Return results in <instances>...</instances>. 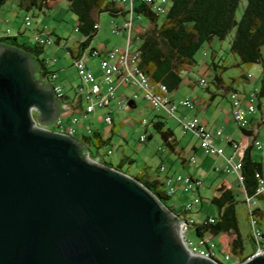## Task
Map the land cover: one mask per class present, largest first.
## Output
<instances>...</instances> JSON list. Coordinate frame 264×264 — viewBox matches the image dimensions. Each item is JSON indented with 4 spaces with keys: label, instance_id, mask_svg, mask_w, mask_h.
Returning <instances> with one entry per match:
<instances>
[{
    "label": "water",
    "instance_id": "water-1",
    "mask_svg": "<svg viewBox=\"0 0 264 264\" xmlns=\"http://www.w3.org/2000/svg\"><path fill=\"white\" fill-rule=\"evenodd\" d=\"M60 104L36 58L0 43V264H221L190 253L186 219L140 181L48 129Z\"/></svg>",
    "mask_w": 264,
    "mask_h": 264
},
{
    "label": "trees",
    "instance_id": "trees-1",
    "mask_svg": "<svg viewBox=\"0 0 264 264\" xmlns=\"http://www.w3.org/2000/svg\"><path fill=\"white\" fill-rule=\"evenodd\" d=\"M8 0H0V8ZM52 0H19L17 6L19 9L29 12L30 10L42 11L49 8ZM70 10L76 15V31L83 36V40L76 41L72 47L66 48L71 58L74 60L82 51L87 49L97 34L99 27L98 16L100 13H107L111 17L126 15L128 12L117 2V0H67ZM240 0H167V10L164 13H158L154 10L151 3H145L143 0H133V11L138 15L145 16L149 25L137 36L139 39L138 66L154 84L163 83L167 86L169 92L175 90L182 81L181 71L186 65L196 63L195 53L205 42H211L214 38L224 39L232 30L234 35L230 41V50L238 56L242 64L251 65L260 63L262 66V79L260 87L254 92V98L264 96V59L261 53V46L264 44V0H246V5L240 19H236L235 13ZM23 34L24 32H18ZM44 33L46 37L52 40V44L60 45L61 38L55 36L53 32L37 30V35L33 42H19L17 35L10 36L7 31L0 30V43L19 47L29 52L36 58V74L43 81H50L54 70L49 69L50 62L46 58H41L45 45L39 43L38 36ZM91 48L89 51H94ZM213 83L216 87L225 82L223 71L225 66L213 63ZM247 72H242L236 77H230L229 88L231 91H238L232 88V84L242 80H248ZM67 97L63 94L60 98L61 104L69 106L71 114H80L83 117V104L80 97H77V104L67 102ZM260 107V105H259ZM166 119V117H163ZM164 119H154L150 125L161 134L163 141L170 151L175 147L173 130L169 127L164 128ZM264 121V119H263ZM64 123L67 122L64 120ZM84 124V123H83ZM85 125V124H84ZM86 126V125H85ZM85 127V133L79 138L86 147L87 153L91 159L104 165L130 168L133 158L122 154L116 165L106 159L110 155L111 138H104L101 132L94 126ZM246 134L248 130L241 129ZM76 137V136H75ZM151 137V134L147 138ZM146 138V140H147ZM145 140V141H146ZM241 175L240 190L242 198L238 199L235 190L226 187L222 182L216 187L215 192L209 199L217 212L212 215L206 214L199 221L188 222L189 228L195 231L198 237L209 234L211 237L218 238L219 252H229L233 256L239 257L241 261L245 260L250 253L246 254L243 235L240 230L238 218V203L246 204V198L255 197L264 199V195H256L257 173H260L262 163L253 160L249 151H246L241 157ZM134 178L140 181L150 191H152L162 202L171 196L167 195L160 175L151 172L148 164L144 163L137 170L130 173ZM201 202V197H200ZM184 205V204H183ZM170 207L173 211L183 216L187 220L191 217L193 210ZM214 217V222H209L208 218ZM246 219L256 218L261 225V219L264 212L258 206L252 210L246 209ZM247 236L254 248V241L248 228ZM253 250V249H252Z\"/></svg>",
    "mask_w": 264,
    "mask_h": 264
},
{
    "label": "rangeland",
    "instance_id": "rangeland-1",
    "mask_svg": "<svg viewBox=\"0 0 264 264\" xmlns=\"http://www.w3.org/2000/svg\"><path fill=\"white\" fill-rule=\"evenodd\" d=\"M18 1L19 0H8L6 4L0 8V30L7 31V29H9L8 34L10 36L17 35L19 42H28L29 35L33 33V31L35 32L37 28H39V31L45 28V30L53 32V39L56 35L59 36L62 40L60 41L61 44L46 46L41 58H46L50 62L49 69L56 71L57 79L55 80V83L62 85V92L74 95L76 87L80 84L81 80L77 74L76 67L73 65V59L64 46L72 47L75 41L83 40V36L75 29L77 19L76 15L70 10L68 1L56 0L53 2L54 5L51 8H45L42 11L30 10L29 12L19 9L17 6ZM245 5L246 0H240L235 13L237 20L242 16ZM25 14L30 17L31 23L29 26L24 22ZM134 17V30L139 25L146 27L149 24L148 19L143 15H139V18H137L136 14H134ZM113 20L116 23H120L123 20V17H111L105 12L99 14L100 29L94 36L89 48H95L101 53L110 46L109 42L115 41L116 38L120 39V43L123 44L121 48L127 47V37L123 34L118 36L111 33V21ZM18 31L24 33L20 34ZM233 35L234 30L222 40L214 38L211 42H205L194 55L196 63L193 65H186L182 69V81L179 87L171 92L170 96H173L176 101L182 98H187L193 101L198 100L200 97L209 98L210 91L216 90L219 92L217 93L216 100L211 106L209 112L202 116L207 117L210 115L211 111L214 110V114L218 116L221 121V123L217 122L219 124L218 126L225 130L224 125L228 123L231 128H233L234 132L241 134V130L237 123L232 119L233 117L231 118L229 115L230 105L227 98L228 95H225L224 92L221 89H218L213 83L214 70L210 66L212 54L213 51H217L219 57H221V61L216 63L225 66L222 75L227 84H229L230 77H236L242 72H247V74L250 75L248 80H242L235 83L238 91L247 94L251 93L253 90L257 91L259 89L262 79V66L260 63L246 65L240 62L238 56L230 50V41ZM43 37H46L44 33ZM64 41H66V45L63 44ZM139 44V39L136 38L132 41L130 49L138 47ZM261 53L264 59V44L261 46ZM97 61L98 57L87 58V63L92 68L93 72L100 77L101 74ZM201 78H204L206 82L205 84L200 83L199 80ZM137 100L138 105L134 109L123 108L114 111L113 124L116 128L114 133H111V128L113 127L112 122L108 123L104 120L105 112L108 109L107 107L96 109L95 113L87 115L88 119L96 116L97 120L94 122V126L97 127L104 138L111 135V144L109 145L111 152L106 159L116 165L122 154L133 158L135 161L129 169L126 167L121 168L122 171L128 174L137 170V168L141 167L144 163L150 166L152 173L160 175L161 178H163L166 173L168 175H186L188 172H195L197 175L194 177L202 182L199 184V193L195 191L183 192L178 189L177 193L173 194L166 200V205L178 209L194 196L199 195L201 197V202L196 204L191 215L199 220L206 214H215L217 209L209 202V199L211 198L212 190L218 182L223 179V175L212 169V165H210V159L212 156L206 155L202 150L198 149L196 154L194 153L195 161L190 160L189 168L185 167V165L180 162L178 156L167 148L161 134L153 127V125H150V121L157 118L164 119L163 117L165 116L164 128L168 126L174 128L177 137L181 139L183 143H187L194 138L196 139L197 136L191 131L184 133L179 123L174 118L168 116L164 111H156L152 109L149 104L141 98H138ZM254 106L258 113H260L261 110L264 111V96L259 98L255 97ZM180 109L181 111H186L187 108L181 107ZM83 120L84 118L81 119L76 129L77 138H80V135L85 133ZM121 121L126 122L121 125ZM53 126L54 122H51L48 125V129L57 131V128ZM262 128L264 131V126ZM142 133L146 134L147 137L149 133L151 134V137L147 138L146 141L141 142L139 141V137ZM257 140H259L263 148L262 150L256 149V153H260L264 150L263 132ZM160 166L164 167V171H160ZM229 175L231 174H228V177H231ZM234 190L237 194V198L241 199L242 193L237 184L235 185ZM256 204L264 212V199H256ZM237 210L240 230L243 235L244 247L246 250L245 252L246 254H249L253 248L252 243L247 236L249 227L247 219L245 218L246 205L241 202L238 203ZM260 226L264 232V217L261 219ZM188 235L194 243L198 242L199 237L195 234L194 230L190 229ZM216 253L224 264H231L234 262L233 260L235 257L225 260L224 253Z\"/></svg>",
    "mask_w": 264,
    "mask_h": 264
},
{
    "label": "built area",
    "instance_id": "built-area-1",
    "mask_svg": "<svg viewBox=\"0 0 264 264\" xmlns=\"http://www.w3.org/2000/svg\"><path fill=\"white\" fill-rule=\"evenodd\" d=\"M145 3H151L153 8L158 13H164L167 10V0H143ZM117 2L128 12L125 15V20L122 25L112 22L111 32L114 34H119L121 30L127 33V47H113L104 52H98V50L89 51L91 48H87L80 53L78 57L73 60V65L76 67L77 74L81 80L80 84L76 87V95L80 97L83 104V117L79 114H71L69 112V106L63 104L65 108L61 111L59 116L56 117L52 122L57 128V131L66 133L70 136L76 135V129L82 118H88L87 115L95 113L96 109L107 107V112L105 113L104 120L106 122H112V112L118 111L123 108H130L133 102H136L138 98L145 100L149 106L156 111H164L168 116L174 118L178 121L182 128V131L186 133L187 131L193 132L198 138V146L206 155H223V148L218 147L215 144V139L222 136V129H217L215 132L210 131L206 128L205 124L200 120L198 116H193L187 120L182 118L180 114V108H193L194 102L189 99H180L179 101H173L170 98V92L167 86L163 83L154 84L150 81L149 77L144 74L140 67L138 66V51H131L129 49L130 44L133 41L132 33L134 31L133 21L134 14L133 11V0H117ZM139 18V15L136 14ZM24 22L27 26L30 25V17L28 15L24 16ZM99 25H95V27ZM144 30L141 27L137 30V34ZM9 29H7V32ZM37 40L39 43L50 46L52 45V40L49 37H43V33L38 36ZM98 57L97 65L100 70V77L97 76L92 68L87 63V58ZM250 76V75H248ZM57 79V74H53L50 82L54 86V91L56 95L61 98L63 95L62 87L60 84L55 83ZM201 84H205L204 78L200 80ZM121 87H131L135 90L130 94H125L119 92ZM254 91V90H253ZM249 94L240 91H230L229 98L231 101V114L235 122L240 129H247L249 125L250 114L256 111L254 106V92ZM68 117L67 124L64 123V118ZM48 128V126H46ZM89 131L88 126H86ZM146 140V134H141L139 141L144 142ZM228 142L230 139L227 138ZM235 150H238L239 144L230 142ZM252 144L258 149L262 148L259 140L253 138ZM191 160L194 161L193 157ZM241 160L232 162L230 159L226 158L225 162L220 166H215L214 170L217 172H222L224 174H234L239 182L242 181L241 175ZM160 171H164V167L160 166ZM257 176V186L256 195H264V168ZM163 182V188L167 195L172 196L177 193L180 189L183 192L195 191L199 188V184L202 182L198 178L191 175H168L166 174L163 178L160 177ZM200 202V196H194L192 199L184 203L183 208L185 210H194L196 204ZM246 209L252 210L257 207L256 198L248 197L246 198ZM186 219V218H185ZM214 217L210 216L208 218L209 222H214ZM199 221L194 217L189 220L186 219L185 224H181V238L190 251L191 254L199 255L202 257H212L224 264L223 261L217 256L216 242L212 239L209 234L202 235L199 237L198 242L194 243L189 238V225L188 222ZM248 227L250 229L251 236L254 241V248L250 252L247 258L259 255L264 252V232L261 226L257 223L256 218H250L248 222ZM233 255L229 252L224 253V259L229 260ZM246 258V259H247ZM231 264H241L238 258H235Z\"/></svg>",
    "mask_w": 264,
    "mask_h": 264
},
{
    "label": "crops",
    "instance_id": "crops-1",
    "mask_svg": "<svg viewBox=\"0 0 264 264\" xmlns=\"http://www.w3.org/2000/svg\"><path fill=\"white\" fill-rule=\"evenodd\" d=\"M54 1H56V0L50 1L49 8H51L54 5L53 4ZM119 16H122L123 17V20L120 23H118V22L116 23V22H114V20L111 21V23L114 22L116 24L122 25V23L125 20V16L124 15H119ZM116 17H118V16H116ZM98 25H99V29H100L99 16H98ZM148 25L146 27H143V26H140L139 25L137 28H135V30L133 32L134 35L132 33L133 40H135L137 38V36H138V34H137L136 31L139 30L141 27H143L145 29V28L148 27ZM38 29L39 28H37V30ZM37 30L35 32L33 31V33H31L29 35L28 43L33 42V38L37 35ZM112 34H114V33H112ZM121 34H123L125 37H127V33L124 30H121L119 34H115V35H118L119 36ZM109 43H110V46L107 47L104 51H106L108 49H111L113 47H122L123 46V44L120 43V39H118V38H116L115 41H110ZM137 48L138 47H135L134 49H130V46H129V49L131 51H136ZM218 61H221V57H219L217 51H213L212 60H211V64H210V66H211L212 69H213V63L214 62H218ZM232 77H235V76H232ZM61 87H62V85H61ZM231 87L237 89L236 88V85L234 83L232 84ZM217 88L218 89H221L224 92L225 95H228L227 98H228L229 105H230L229 115L232 118V114H231V101H230L229 94H228L231 90H230V88H229V86H228V84L226 82L221 83L220 86H218ZM134 90L135 89L134 88H131V87H121L119 89V92H123L125 94H130ZM217 93H219V92H217L216 90L210 91L209 98L200 97V98H198V100H193L194 101V107L193 108H187L186 111H183V110L181 111V109H180V114L182 115V118L184 120H187V119H189V118H191L193 116H198L200 118V120L205 124L206 128L209 129L210 131L215 132L217 129H222V127L218 126L219 124L217 122H220L221 123V121L219 120L218 116H216L214 114V112H215L214 110L211 111V113H210L209 116H207V117L202 116V115H206L209 112L211 106L213 105L214 101L216 100ZM63 94L66 95L67 102L70 101L73 104H77V95H76V92H74V95H69L67 93H63ZM170 94H171V92H170ZM170 98L173 101H176L173 96H170ZM182 99H185V98H182ZM179 100L180 99H178L177 101H179ZM137 101L138 100H136V102H133L131 104L130 109H134V108L137 107V105H138V102ZM60 106L63 108V104H60ZM113 114H114V111L112 112V124H113ZM263 119H264V111L263 110H261L260 113H258L257 111H255L254 113L250 114V116H249V122L250 123H249V125H248V127L246 129V130L249 131L248 132L249 134H246L240 128L239 129L241 130V134H239L238 132H234L233 131V128H231V126L228 123L225 124V125L223 124L225 126L224 127L225 130L222 129V133H223L222 136L219 137V138H217V139H215V144L218 147H222L223 148V155H216L215 157H213V155H212L213 158L211 157V159H210L211 160L210 165H212V169L214 170V167L217 166V165L218 166L222 165L225 162V159L226 158L230 159L232 162H236L237 160L241 159L242 155L246 151H249L250 157L253 160L258 161V162H261L262 163V168H264V150L261 151L260 153H256V149L257 150H262L263 148L258 149L255 145L252 144V139L253 138L257 139L261 135L262 132L264 133L263 128H262L264 126ZM64 120L66 122H68V117L66 116L64 118ZM96 120H97V118H96V116H94L93 118H89V119L86 118V119H84L83 120V123L86 126H89V125L94 126V122ZM125 122L124 121L123 122L121 121V125H123V123H125ZM85 125H84V127H86ZM95 128H97V127H95ZM169 128H171V127H169ZM171 129L173 130L174 139H175V147H174V149H173L172 152H174L178 156L180 162L183 163V165H185V167L189 168V164H190L191 157H193V159H194L195 158L194 157V153L196 154L197 150L200 149L199 146H198V139L197 138L196 139L194 138L193 140H191V141H189L187 143H183L182 140L177 137L174 128H171ZM115 130H116V128H115V126L113 124V127L111 128V133H114ZM82 135H83V133L80 135V138L82 137ZM148 135H149V133H148ZM108 137L111 138V135L108 136ZM75 138L79 140V138H77V136ZM146 138H147V135H146ZM227 138L230 139V142H234V143H238L239 144L238 150H235L232 147V144L230 142H228ZM194 161H195V159H194ZM219 173L223 175V179L220 180L218 182V184L215 186V188L212 190L211 196L215 192L216 187L219 186L222 182L224 183V185L226 187H229V188H231L233 190H234V187H235L236 184H237V186L240 187V182L237 180V178H236V176L234 174H231V175H229L231 177H228V174H224L222 172H219ZM186 175L196 176L197 174L195 172L194 173L193 172H188ZM195 192L199 193V188L196 189ZM218 238H220V237H212V239L217 244V249L220 250V246L218 245L219 244ZM233 257L239 259V257H237V256H233Z\"/></svg>",
    "mask_w": 264,
    "mask_h": 264
}]
</instances>
